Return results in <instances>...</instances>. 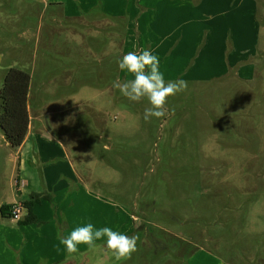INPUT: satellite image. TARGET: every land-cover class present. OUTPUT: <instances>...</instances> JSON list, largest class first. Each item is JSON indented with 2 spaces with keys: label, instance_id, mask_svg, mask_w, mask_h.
<instances>
[{
  "label": "rangeland",
  "instance_id": "obj_1",
  "mask_svg": "<svg viewBox=\"0 0 264 264\" xmlns=\"http://www.w3.org/2000/svg\"><path fill=\"white\" fill-rule=\"evenodd\" d=\"M27 3L0 0L4 65L18 58L16 67L25 71L34 67L33 55H20L18 33L30 25L36 34L53 14L41 1ZM21 15L29 21H19ZM259 17L252 79L187 82L186 91L168 98V114L159 119L145 122L148 100L131 102L113 86L119 48L101 59L89 55L77 84L60 89L54 99L61 108L46 112L41 126L66 143L83 186L116 205L122 219L130 218L131 231L123 225L117 231L138 237L131 259L116 261L105 240L73 264H264V0ZM97 42L88 38V47ZM29 50L39 72L42 47L33 42ZM7 71H1L0 87ZM9 153L0 148V199L17 177Z\"/></svg>",
  "mask_w": 264,
  "mask_h": 264
},
{
  "label": "crops",
  "instance_id": "obj_2",
  "mask_svg": "<svg viewBox=\"0 0 264 264\" xmlns=\"http://www.w3.org/2000/svg\"><path fill=\"white\" fill-rule=\"evenodd\" d=\"M27 1V6L41 1L43 9H51L53 14L51 23L43 25L41 31L38 27L36 34L30 25L18 33L16 46L21 49L20 55L32 54L35 68L37 56L29 46L33 42L35 49L41 45L44 53L39 72L34 67L27 70L31 75L30 125L24 142L20 147H11L0 129V148L7 149L9 157L17 161L16 180L1 197L0 208L23 203L33 193L50 194L52 202L34 204L40 224L20 225L10 217L6 222L0 212V264H73L72 260L81 257L88 245L79 244L77 252L69 254L60 243L62 237L88 223L95 229L109 227L114 231L123 225L128 234L131 220L122 219L116 205L83 186L66 143L51 128L41 126L46 112L54 114L61 108L62 105L55 106L60 102L54 99L61 94L60 89L77 84V71L82 70L89 55L105 58L112 54L113 47L121 49V56L129 51L150 50L159 59L166 83L183 79L204 84L227 77L235 83L241 82L238 79L251 80L259 56L262 0ZM24 16L19 21L28 22V16ZM42 19L40 15V22ZM64 30L68 33L62 36ZM88 38L99 41L93 50L88 47ZM116 38L121 41L115 45ZM5 53L0 48V74L19 62L13 58L5 66ZM123 75L125 80L131 78L120 70L114 81H120ZM97 77L102 82L106 79L101 70ZM109 84L112 86L113 81ZM24 216L25 211L21 220Z\"/></svg>",
  "mask_w": 264,
  "mask_h": 264
},
{
  "label": "clouds",
  "instance_id": "obj_3",
  "mask_svg": "<svg viewBox=\"0 0 264 264\" xmlns=\"http://www.w3.org/2000/svg\"><path fill=\"white\" fill-rule=\"evenodd\" d=\"M117 63L119 69L131 78L123 82L116 81L113 86L131 102H140L144 98L148 100L151 106L144 110L145 122H150L153 117L159 119L166 116L168 98L188 88L183 79L166 83L159 70V59L150 50L129 51ZM105 237L106 247L111 250L116 261L131 259L132 254L137 251L138 237L122 234L109 227L95 229L91 223L76 227L62 237L60 243L66 246L69 254H73L78 250L77 245L85 244L94 249L98 247L95 242Z\"/></svg>",
  "mask_w": 264,
  "mask_h": 264
},
{
  "label": "trees",
  "instance_id": "obj_4",
  "mask_svg": "<svg viewBox=\"0 0 264 264\" xmlns=\"http://www.w3.org/2000/svg\"><path fill=\"white\" fill-rule=\"evenodd\" d=\"M30 81L31 75L28 71L11 67L8 69L0 89V128L5 139L13 148L22 145L30 125L28 110ZM42 200L52 202V196L33 193L28 200L22 203L25 216L18 221L20 225L40 224L33 207L35 203ZM11 208L12 206L4 204L1 206L0 212L3 216L12 218Z\"/></svg>",
  "mask_w": 264,
  "mask_h": 264
},
{
  "label": "built area",
  "instance_id": "obj_5",
  "mask_svg": "<svg viewBox=\"0 0 264 264\" xmlns=\"http://www.w3.org/2000/svg\"><path fill=\"white\" fill-rule=\"evenodd\" d=\"M11 206L12 219L17 221L21 220L24 212L22 203H13Z\"/></svg>",
  "mask_w": 264,
  "mask_h": 264
},
{
  "label": "water",
  "instance_id": "obj_6",
  "mask_svg": "<svg viewBox=\"0 0 264 264\" xmlns=\"http://www.w3.org/2000/svg\"><path fill=\"white\" fill-rule=\"evenodd\" d=\"M61 264H71V263H69V262H65V263H61Z\"/></svg>",
  "mask_w": 264,
  "mask_h": 264
}]
</instances>
